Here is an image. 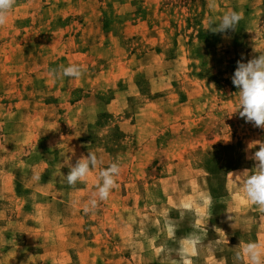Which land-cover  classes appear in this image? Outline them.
<instances>
[{
    "label": "rangeland",
    "instance_id": "obj_1",
    "mask_svg": "<svg viewBox=\"0 0 264 264\" xmlns=\"http://www.w3.org/2000/svg\"><path fill=\"white\" fill-rule=\"evenodd\" d=\"M228 11L235 31L208 30ZM259 53L264 0H17L0 27V264H182V246L242 264L264 214L230 173L254 167L264 129L235 113L231 78ZM73 63L81 78L49 75ZM89 152L122 172L84 214L100 169L75 187L61 172Z\"/></svg>",
    "mask_w": 264,
    "mask_h": 264
},
{
    "label": "clouds",
    "instance_id": "obj_2",
    "mask_svg": "<svg viewBox=\"0 0 264 264\" xmlns=\"http://www.w3.org/2000/svg\"><path fill=\"white\" fill-rule=\"evenodd\" d=\"M17 0H0V27H4L9 20L10 14L16 6ZM214 2L210 7H214ZM242 19L241 15L235 11L226 12L220 19L219 23L215 20L210 21L209 29L214 33H226L229 30L235 31ZM215 26V27H214ZM254 51L256 49L254 48ZM257 52V51H256ZM86 71L82 64H70L68 66H59L58 69H51L49 75L53 78H81ZM233 85L239 89L238 108L235 111L239 113L241 118L246 122L252 123L255 127L264 129V53L243 62V58L237 61L236 70L232 76ZM258 147L250 156L246 155L247 159L255 161L252 169H244L240 172L230 173L233 177H239L242 180L241 192L245 201L254 205L261 214H264V142L254 141L248 144V149ZM103 158L98 157L95 152H89L87 156H82L77 159L73 165L70 163V158L63 165L69 168L65 175L61 172V179L66 181L70 187H75L76 184L85 183L90 173L99 168V179L95 183V191H93L89 201L83 205L82 212L88 214L94 211L99 202L105 201L109 198L110 193L117 185V177L122 172V166L119 162H113L108 167L103 168ZM34 180H39V175L33 177ZM76 201L73 205H76ZM203 204L208 209L212 207V198L209 195L203 200ZM232 214L231 211H226ZM210 220V215L207 217ZM230 223V227L235 228L234 215L226 217ZM196 227H200V222L197 221ZM215 231L222 232L227 239L225 232L215 227ZM202 237L196 232H193L186 238L192 246L191 255H196V246L201 242ZM183 243V242H182ZM219 243V241H217ZM239 249L235 252L234 258L242 264H264V244L257 241H249L246 243H239ZM182 264H192V260L188 258V250L181 247L179 251ZM176 264V262H174Z\"/></svg>",
    "mask_w": 264,
    "mask_h": 264
},
{
    "label": "crops",
    "instance_id": "obj_3",
    "mask_svg": "<svg viewBox=\"0 0 264 264\" xmlns=\"http://www.w3.org/2000/svg\"><path fill=\"white\" fill-rule=\"evenodd\" d=\"M254 222L256 223L258 228L254 229L256 236H255V240L252 241H257L264 244V217L258 215L256 218H254ZM242 243H246V242H242Z\"/></svg>",
    "mask_w": 264,
    "mask_h": 264
}]
</instances>
